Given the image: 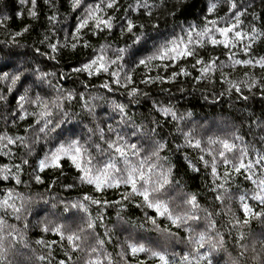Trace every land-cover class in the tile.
<instances>
[{
  "label": "clouds",
  "instance_id": "obj_1",
  "mask_svg": "<svg viewBox=\"0 0 264 264\" xmlns=\"http://www.w3.org/2000/svg\"><path fill=\"white\" fill-rule=\"evenodd\" d=\"M0 264H264V0H0Z\"/></svg>",
  "mask_w": 264,
  "mask_h": 264
}]
</instances>
